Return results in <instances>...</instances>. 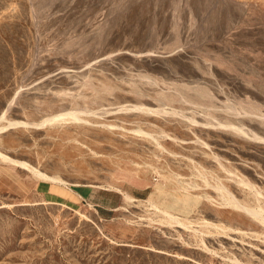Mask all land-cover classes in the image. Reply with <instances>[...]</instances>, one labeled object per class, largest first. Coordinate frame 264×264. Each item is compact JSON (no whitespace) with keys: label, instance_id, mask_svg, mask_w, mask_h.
Wrapping results in <instances>:
<instances>
[{"label":"rangeland","instance_id":"obj_1","mask_svg":"<svg viewBox=\"0 0 264 264\" xmlns=\"http://www.w3.org/2000/svg\"><path fill=\"white\" fill-rule=\"evenodd\" d=\"M0 151V264H264V0H0Z\"/></svg>","mask_w":264,"mask_h":264},{"label":"bare ground","instance_id":"obj_2","mask_svg":"<svg viewBox=\"0 0 264 264\" xmlns=\"http://www.w3.org/2000/svg\"><path fill=\"white\" fill-rule=\"evenodd\" d=\"M145 110V109H143ZM154 110V109H153ZM179 114V113H178ZM183 118V117H182ZM85 121V120H84ZM195 122V121H193ZM203 126V125H202ZM229 126V125H228ZM4 129V127H3ZM134 130V129H133ZM140 130V129H139ZM154 139V138H153ZM158 142V141H157ZM183 142V141H182ZM169 153V152H168ZM0 159L8 162L9 164H12V165H19V166H22L28 170H30V172L37 178L39 179H43L45 181H48L50 183H53V184H65L67 185V182L65 180H63L62 178L58 177V176H55V175H48L47 173L41 171L40 169L30 165L28 162L26 161H22V160H17V159H14L6 154H4L3 152L0 151ZM217 159V158H216ZM219 160V159H218ZM221 167V166H220ZM203 169V168H202ZM210 170V169H209ZM207 171V170H206ZM159 174V173H158ZM198 174V173H197ZM210 174V173H209ZM201 175V174H200ZM208 175V174H207ZM181 176V175H180ZM204 176V175H203ZM193 177V176H192ZM205 177V176H204ZM212 177V176H211ZM213 178V177H212ZM207 180V179H206ZM237 181H240V180H237ZM242 183L244 184H247L245 183L243 180H241ZM178 184L179 186L178 187H182L181 189L184 190L186 193H188L189 195H193L194 193H192V191L194 189H201L199 184L197 182H187V181H183V180H179L178 181ZM243 184V185H244ZM251 184V183H250ZM211 185V184H210ZM208 184H205V188H207V186H210ZM221 185V183H220ZM68 186V185H67ZM210 187H213L215 190H217L218 192L221 193V201H218L216 202V200L213 199V197L211 195L208 194L209 191H207L206 189L204 191H201V195L203 194V196L206 197V199L208 201H211V202H216V203H219V205H221L222 208H229V207H233V208H236V209H242L244 211H247L248 215H250L252 218H255L257 220H259L261 223H264V212L263 214H261V212L259 210H257V208H250L246 205H243L241 204L240 202H238L235 197L231 194V192L226 189V188H223L222 186H210ZM248 187V186H247ZM246 187V188H247ZM251 187V186H250ZM98 188V186H97ZM111 188V187H110ZM113 188V187H112ZM179 189V188H178ZM204 188H202L203 190ZM250 189V188H249ZM118 191H121L122 193V196H123V199L126 203H131V202H142L143 200H140L138 199L137 197H135L134 195H131L125 191H122L121 189L117 188ZM252 190V189H251ZM254 191V189H253ZM183 192V191H182ZM169 193V192H168ZM251 194V192H250ZM201 197V196H200ZM219 197V196H217ZM263 198V197H262ZM147 203L149 205L150 208L152 209H155L157 212H160V214H162L164 216L163 219H161V223L164 224L165 226L167 227H177V228H181V229H186V230H189L190 231H193L194 233H197L198 231L200 230H197L195 228H193L192 226V223L193 221L189 220V219H186L185 217H180V216H177L175 214H172L171 212L167 211L166 209H163V208H160L159 205H157L154 201L152 200H147ZM262 203V202H261ZM183 204V203H182ZM93 205V204H92ZM261 204H259L260 206ZM122 208H125L124 206H121ZM148 207V206H147ZM257 207V206H256ZM96 210V209H95ZM142 219V217H140ZM147 220H149V223H154V220L153 218H147ZM202 224H204V226H214V227H219L217 224L213 223V222H209L207 220H204L202 222ZM222 231V230H221ZM200 233V232H199ZM203 234V233H202ZM180 238V237H179ZM182 239V238H181ZM200 241L204 244V240L203 238L201 237L200 235ZM205 249L207 251H209L211 254H216V251L208 248L207 246H205ZM237 259V258H236ZM235 260V259H234ZM236 263H238L237 260H235ZM241 264V263H240ZM243 264V263H242Z\"/></svg>","mask_w":264,"mask_h":264}]
</instances>
